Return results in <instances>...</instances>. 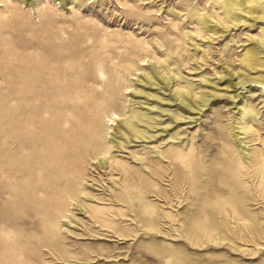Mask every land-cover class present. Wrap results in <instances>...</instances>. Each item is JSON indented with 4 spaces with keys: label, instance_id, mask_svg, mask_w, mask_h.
I'll return each mask as SVG.
<instances>
[{
    "label": "rangeland",
    "instance_id": "374dc122",
    "mask_svg": "<svg viewBox=\"0 0 264 264\" xmlns=\"http://www.w3.org/2000/svg\"><path fill=\"white\" fill-rule=\"evenodd\" d=\"M224 1L0 0V264H264V20Z\"/></svg>",
    "mask_w": 264,
    "mask_h": 264
},
{
    "label": "bare ground",
    "instance_id": "6f19581e",
    "mask_svg": "<svg viewBox=\"0 0 264 264\" xmlns=\"http://www.w3.org/2000/svg\"><path fill=\"white\" fill-rule=\"evenodd\" d=\"M75 1V0H74ZM253 4H250V5H247L248 4V0H225L223 2V10H224V15L227 17V18H232V16L234 17V11L235 10H239V11H247V12H250L252 17L254 19H257V16H255V13L257 12H261L263 14V16L260 18L259 16V19H262L264 20V0H252ZM207 15V14H206ZM237 16V15H235ZM255 16V17H254ZM198 17V16H197ZM241 18V17H240ZM253 20V19H252ZM205 21V20H204ZM221 24V23H220ZM261 28V27H260ZM254 39V38H253ZM262 46L264 48V37L262 39ZM259 49V48H258ZM262 53L260 52L259 50H257L256 48H248L244 54V57L242 58L241 62L242 64H244L246 67L248 68H259V67H264V62L262 59H260L259 57V54ZM228 68V67H227ZM232 73V72H231ZM229 74V73H228ZM227 74V75H228ZM261 74V73H259ZM232 75V74H231ZM154 76V75H153ZM185 78V77H184ZM223 78V77H222ZM165 81V80H164ZM251 81V80H250ZM252 81H255V82H260L262 83V85L264 86V82L263 81H257V80H253ZM246 81L244 82H237L236 85H239L240 84V88L245 85ZM239 87V86H238ZM245 88V87H244ZM261 88V87H260ZM237 92V91H236ZM205 95V94H204ZM238 95V94H237ZM204 97V96H203ZM207 97V96H206ZM209 99V98H207ZM79 101V100H78ZM188 102V101H187ZM75 106V105H74ZM134 111V110H133ZM139 112L138 111H135V114L137 115ZM152 118V117H151ZM115 119H112V121H114ZM12 124V123H11ZM78 126H76L77 128ZM130 130L133 131V133L135 134V137H139V134L141 133V131L138 129V127L130 122ZM215 130V129H214ZM218 134V133H217ZM215 136V135H214ZM90 140V138H89ZM92 140V139H91ZM101 141V140H100ZM99 142V141H98ZM219 144V143H218ZM92 145V144H91ZM218 146V145H217ZM219 148V147H218ZM217 148V149H218ZM219 150V149H218ZM203 152V151H202ZM103 153V152H102ZM217 155V154H216ZM215 155V156H216ZM205 156V155H204ZM204 158V157H203ZM204 161V160H203ZM212 163V162H211ZM204 165V164H203ZM205 166V165H204ZM206 169V168H205ZM212 170V169H211ZM215 170V169H214ZM205 171V170H204ZM149 177V176H147ZM132 185V187L134 188V191H136L134 193V195H130V199H133L136 201V206L140 207L142 202L147 199V195H151L149 194V191H146V189L142 190L143 186H139L138 184H135V183H130L129 185L127 184L126 185V188L127 186H130ZM137 185V186H136ZM236 185V184H235ZM233 185V186H235ZM131 187V186H130ZM220 187V186H219ZM218 187V189H219ZM236 187V186H235ZM237 188V187H236ZM240 189V187H239ZM222 190V189H221ZM224 190V189H223ZM237 190V189H236ZM241 191V190H240ZM151 192H154V191H151ZM238 192V191H237ZM251 199V197L249 198ZM252 201V200H251ZM251 205V204H250ZM256 205V204H255ZM138 211V210H136ZM104 260V259H103Z\"/></svg>",
    "mask_w": 264,
    "mask_h": 264
}]
</instances>
